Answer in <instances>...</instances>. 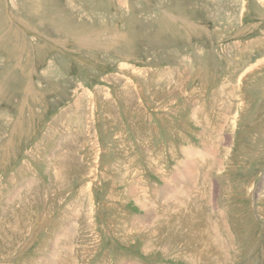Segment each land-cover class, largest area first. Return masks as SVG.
I'll list each match as a JSON object with an SVG mask.
<instances>
[{"label":"rangeland","instance_id":"1","mask_svg":"<svg viewBox=\"0 0 264 264\" xmlns=\"http://www.w3.org/2000/svg\"><path fill=\"white\" fill-rule=\"evenodd\" d=\"M0 264H264V0H0Z\"/></svg>","mask_w":264,"mask_h":264},{"label":"bare ground","instance_id":"2","mask_svg":"<svg viewBox=\"0 0 264 264\" xmlns=\"http://www.w3.org/2000/svg\"><path fill=\"white\" fill-rule=\"evenodd\" d=\"M254 46H255V45H254ZM261 63H262V62H261ZM226 90H227V89H226ZM218 94H219V93H218ZM224 97H225V96H224ZM225 108H226V107H225ZM211 131H212V130H211ZM188 151H189V150H188ZM188 156H189V155H188ZM59 157H60V156H59ZM59 157H58V158H59ZM209 205H210V204H209ZM60 255H61V254H60Z\"/></svg>","mask_w":264,"mask_h":264},{"label":"crops","instance_id":"3","mask_svg":"<svg viewBox=\"0 0 264 264\" xmlns=\"http://www.w3.org/2000/svg\"><path fill=\"white\" fill-rule=\"evenodd\" d=\"M226 50H230V46L228 48H226Z\"/></svg>","mask_w":264,"mask_h":264}]
</instances>
